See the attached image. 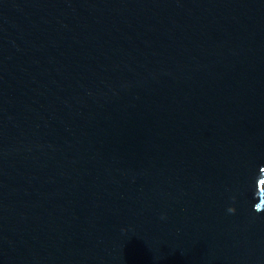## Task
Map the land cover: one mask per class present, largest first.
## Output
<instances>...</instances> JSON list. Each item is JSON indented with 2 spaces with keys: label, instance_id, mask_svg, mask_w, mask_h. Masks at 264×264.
<instances>
[{
  "label": "water",
  "instance_id": "1",
  "mask_svg": "<svg viewBox=\"0 0 264 264\" xmlns=\"http://www.w3.org/2000/svg\"><path fill=\"white\" fill-rule=\"evenodd\" d=\"M261 176L264 0H0V264H264Z\"/></svg>",
  "mask_w": 264,
  "mask_h": 264
},
{
  "label": "clouds",
  "instance_id": "2",
  "mask_svg": "<svg viewBox=\"0 0 264 264\" xmlns=\"http://www.w3.org/2000/svg\"><path fill=\"white\" fill-rule=\"evenodd\" d=\"M261 178H262V176H261V177L259 178V180H258V193H257V195H258L259 198H260V201H261V199H264V197H262V196L260 195L259 181H260ZM257 204H259V203H257ZM257 204L254 205V210H256V211L264 210V208H258V207H257ZM229 211H230V212H235V208H234V207H233V208H230Z\"/></svg>",
  "mask_w": 264,
  "mask_h": 264
},
{
  "label": "rangeland",
  "instance_id": "3",
  "mask_svg": "<svg viewBox=\"0 0 264 264\" xmlns=\"http://www.w3.org/2000/svg\"><path fill=\"white\" fill-rule=\"evenodd\" d=\"M263 189H264V183H263Z\"/></svg>",
  "mask_w": 264,
  "mask_h": 264
}]
</instances>
